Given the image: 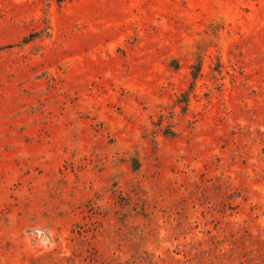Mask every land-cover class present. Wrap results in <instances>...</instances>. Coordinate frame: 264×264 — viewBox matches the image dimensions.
Returning a JSON list of instances; mask_svg holds the SVG:
<instances>
[{"label":"rangeland","instance_id":"obj_1","mask_svg":"<svg viewBox=\"0 0 264 264\" xmlns=\"http://www.w3.org/2000/svg\"><path fill=\"white\" fill-rule=\"evenodd\" d=\"M0 264H264V0H0Z\"/></svg>","mask_w":264,"mask_h":264}]
</instances>
